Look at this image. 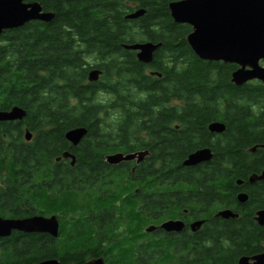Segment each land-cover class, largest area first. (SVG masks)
I'll use <instances>...</instances> for the list:
<instances>
[{"label":"trees","instance_id":"1","mask_svg":"<svg viewBox=\"0 0 264 264\" xmlns=\"http://www.w3.org/2000/svg\"><path fill=\"white\" fill-rule=\"evenodd\" d=\"M24 1L38 2L54 17L0 34V110L17 105L26 112L21 120L0 121V168L16 169L18 175L11 176L10 188L0 191L2 213L16 212L17 205L29 199L43 208L40 184L46 168L58 164L66 168L67 183H90L91 169L101 166L144 167L145 176L157 177V183L174 172L177 182L192 183L196 194L208 189L209 197L216 199L222 197L220 192H231L230 200L236 203L234 190H244L249 175L259 167L243 149L264 138V120L253 123L251 110L264 93L251 88L237 94L225 73L196 56L185 39L190 26L176 23L170 15L172 0ZM138 9L144 14L126 18ZM148 41L161 44L150 63L140 62L135 50L124 47ZM93 69L101 73L90 81ZM214 72L217 81L211 80ZM213 120L226 123L220 143L207 131ZM23 127L32 133L30 140ZM77 127L87 130L79 148L64 138ZM204 146L212 148L213 156L198 165L202 170L182 164L188 154ZM143 150L148 155L136 164L105 160L115 152ZM62 151L76 157L74 165L67 159L52 161ZM236 180L243 185L237 187ZM206 182L207 188L198 189ZM246 190L248 199L240 203L245 210L238 218L215 226L209 247L194 245L199 252L179 264H238L240 257L264 250V225L253 217L256 209L264 208V182ZM71 197L62 207L69 217L95 204L90 196ZM61 205L56 198L49 210ZM74 229H80L79 224ZM86 231L80 236L73 230L71 236L63 235L65 239L14 232L0 240V264H38L52 258L81 264V255L72 250L88 242ZM173 257H167V264H173ZM132 258L128 254L123 263L136 264Z\"/></svg>","mask_w":264,"mask_h":264},{"label":"flooded vegetation","instance_id":"2","mask_svg":"<svg viewBox=\"0 0 264 264\" xmlns=\"http://www.w3.org/2000/svg\"><path fill=\"white\" fill-rule=\"evenodd\" d=\"M191 31L192 27L190 26L189 33ZM205 61L214 63L219 70L226 74L228 83L236 88L237 94H241L251 88L264 93V83L261 79H249L243 84H236L232 80L235 71L240 68L249 70V65L242 66L238 63L224 60ZM257 65L260 68H264V60L260 59ZM214 77L211 80L217 81L219 78L217 72H214ZM256 96L251 97L256 98ZM263 97L264 94H261L259 101H254L251 104V110L254 113L253 123L256 122L258 124L264 120L260 118L264 114ZM240 101L241 97L237 99L238 105H240ZM215 122L223 123L224 129L221 132L209 129V125ZM26 129V127H23V132ZM207 129L213 140H218V143L225 140L223 136L226 132V123L224 121L213 120L207 124ZM260 140L243 149L249 160L255 162L259 167L257 168L258 170L252 171L249 175L247 181L249 187L246 186L244 190H239V188L238 190H234L236 203L230 200V197H232L231 192L229 194L220 192L222 197L218 195L216 199L209 197L208 189L199 190L200 193L196 194L194 188L190 187L192 183L177 182L174 172L171 174L172 176H167L164 182L157 183L155 182L157 177L152 179L145 176L144 167L101 166L91 169L93 173L91 177L92 182L67 183L64 182L66 179L65 166L62 164H58L59 166L56 167L51 166L46 168L42 183L40 184L44 192L42 207L45 209L36 208L34 200L29 199L21 201L17 205L16 212L11 213L8 210V212L2 213L0 211V218L25 219L33 216L44 218L54 216L58 223L57 235L53 236L47 231L23 232L11 230L9 235L0 236V240L9 237L14 232L21 234H46L53 238L60 237L62 239L64 238L63 235L71 236L73 230H75L76 235L83 236L87 233L86 229H89L90 237L87 239L88 242L76 248V250H72V252L81 255V264H88L95 260H100L102 264H125L123 262L128 258V254H133L132 260L136 264H167L165 260L169 255H174L173 259H171L173 264H179L180 259L187 260L188 257L192 258L193 255L199 252V250L197 251L194 248V245L196 247L203 246L202 248H208L211 239L210 230L224 221L238 218L240 213L245 210V208L240 207V203H245L248 199L249 194L246 189H250V186L255 183L264 182V178L250 179V176H258L264 170V138L261 137ZM78 144L81 145V141ZM78 144L79 148L80 145ZM201 148L210 149L212 158L213 152L210 146ZM64 152L62 151L53 156L52 161L60 162L67 159L70 162V158L62 157ZM209 160L200 162L194 166H197L198 170H202L198 165L206 163ZM131 161L134 164L137 163L136 160ZM76 170L80 171L81 169L77 168ZM14 174L18 177L16 169L0 168V191H5L12 186L11 176H14ZM69 178L75 177L70 176ZM149 179H151V182H148ZM27 184H29V187L35 186V184ZM235 185L241 187L243 181L236 180ZM206 186H208L207 182L204 185H200L198 189L207 188ZM240 193L246 194L244 202L238 200ZM74 195L90 196L95 204L85 207L81 212L82 214L69 217V214H66L62 207L64 202H66V198L71 199V196ZM227 197V201L224 202L223 200ZM56 198L61 201V207L49 210V204ZM6 201L8 203V200ZM3 202L0 199V205ZM223 210H230L234 214H237V216L223 217L218 214V212ZM259 210H264V208L256 209L253 217H255L256 212ZM70 212L72 213V211ZM130 220H135V222H131ZM167 221H174L171 229L163 227V224ZM76 224H79L80 229H74ZM152 244L155 248L152 247ZM67 252L69 251H63V253ZM184 256L186 257L184 258ZM60 261V264H78V262L73 260Z\"/></svg>","mask_w":264,"mask_h":264},{"label":"water","instance_id":"3","mask_svg":"<svg viewBox=\"0 0 264 264\" xmlns=\"http://www.w3.org/2000/svg\"><path fill=\"white\" fill-rule=\"evenodd\" d=\"M172 19L176 23H185L192 27V31L186 36V41L192 51L202 60H224L238 63L242 66L249 65V70L242 68L233 73L232 80L236 84H243L253 78L261 79L264 83V68H260L257 62L264 60V0H172L168 3ZM144 9H138L127 14L126 18H137L143 15ZM54 13L43 11L41 5L36 2L24 0H0V34L6 29L23 26L32 20L49 22ZM160 43L143 42L125 45L129 50H135L137 59L142 63H150L155 50ZM101 71L90 70L88 80L98 79ZM159 75V74H158ZM26 112L21 107L14 105L9 110H0V121L21 120ZM209 129L221 132L223 123L215 122L209 125ZM83 127L74 128L65 134L72 145L78 144L86 134ZM26 140H30L32 133L24 131ZM148 151H135L129 153L115 152L106 155L109 164H118L123 161H142ZM208 148H201L190 153L182 162L184 166H194L211 158ZM64 158H70L71 164L75 162V156L69 152L62 154ZM60 159V158H57ZM264 170L260 175L250 176V179H263ZM238 200L244 202L246 194L240 193ZM223 217H236L230 210L218 212ZM259 225H264V210L256 212L254 217ZM174 221H167L163 227L171 229ZM58 223L54 216L44 218L33 216L25 219L0 218V236L9 235L11 230L23 232L47 231L51 235H57ZM38 264H60L58 259L52 258ZM74 264V263H71ZM88 264H102L100 260ZM238 264H264V250L252 256H242Z\"/></svg>","mask_w":264,"mask_h":264},{"label":"bare ground","instance_id":"4","mask_svg":"<svg viewBox=\"0 0 264 264\" xmlns=\"http://www.w3.org/2000/svg\"><path fill=\"white\" fill-rule=\"evenodd\" d=\"M77 128H79V127H77ZM83 128H84V127H83ZM73 129H74V128H73ZM70 130H72V129H70ZM70 130H68V131H70ZM68 131H67V132H68ZM67 132H66V133H67ZM66 133H65V134H66ZM64 136H65V135H64ZM65 139L67 140L66 137H65ZM67 141H68V140H67ZM68 142L71 143L70 141H68ZM71 144H72V143H71ZM65 152H67V151H65ZM43 261H44V260H43Z\"/></svg>","mask_w":264,"mask_h":264}]
</instances>
